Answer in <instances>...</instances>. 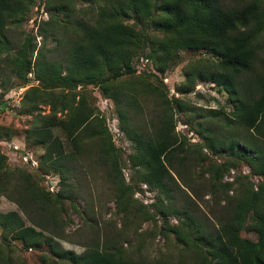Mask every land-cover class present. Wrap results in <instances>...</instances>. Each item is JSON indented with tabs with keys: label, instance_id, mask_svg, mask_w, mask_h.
Listing matches in <instances>:
<instances>
[{
	"label": "trees",
	"instance_id": "obj_1",
	"mask_svg": "<svg viewBox=\"0 0 264 264\" xmlns=\"http://www.w3.org/2000/svg\"><path fill=\"white\" fill-rule=\"evenodd\" d=\"M37 2L0 0V96L15 80L28 82V75L38 80L39 85L25 91L21 114L35 113L27 140L34 139L44 147L41 163L58 172L62 188L51 194L29 173L11 172L0 196L12 199L31 225H25L21 216L10 210L0 213L3 233L33 247L44 242L48 254L43 264H264V0H43L48 17L38 22L36 35L14 41L10 31L27 23ZM37 36L42 38L39 48ZM51 42L55 45L49 48L47 43ZM144 44H151V50L138 57L136 53ZM196 50H207L217 57L216 62L198 68L195 77L219 86L231 98L234 109L220 123L223 130L230 127L233 131L219 137V131L199 122L197 132L203 141L193 146L175 133L172 105L158 121L154 117L145 126L131 123L128 111L139 107L140 93L133 78L164 74L178 61L180 52ZM47 53L57 55L49 58ZM142 58L153 63V68L138 72L135 64ZM123 77L131 81L119 84ZM79 86L97 87L115 102L120 128L132 146L127 158L133 169L131 179L158 197L147 207L141 204V215L145 222H152L153 233L172 238L179 252L175 261L141 259L110 246L107 240L93 241L77 255L63 250L55 240L66 238L65 228L71 221L64 203L69 200L73 210L79 211L70 194L71 183L66 184L70 174L65 163L75 159V153L66 152L54 128L73 143L77 154L91 146L97 152L94 154L110 165L121 218L132 212L138 215L141 209L133 211L135 206L127 204L134 186L127 185L122 176L121 165L126 162L115 149L103 119L76 90ZM174 101L179 110L185 108L180 99ZM39 104H46L48 113H37ZM64 111L67 119L57 118ZM199 116L196 114V120ZM217 157L222 159L220 163ZM3 159L6 155L0 152V175H5ZM242 166L250 173L223 181L232 169ZM198 176L208 184H196ZM198 189L224 203L220 215H213L217 223L194 211L195 200L188 191L200 196ZM170 216L176 224L170 223ZM243 231L254 234L255 240L244 238ZM0 264L27 262L12 243L0 242Z\"/></svg>",
	"mask_w": 264,
	"mask_h": 264
},
{
	"label": "rangeland",
	"instance_id": "obj_2",
	"mask_svg": "<svg viewBox=\"0 0 264 264\" xmlns=\"http://www.w3.org/2000/svg\"><path fill=\"white\" fill-rule=\"evenodd\" d=\"M42 1L40 4V0H38L36 6L32 8L29 20L23 27L12 28L10 32L13 35L14 41L20 42L24 40L27 34L36 35L38 22L48 17L44 11ZM226 2L235 3L236 0H226ZM41 40V36H37V40H35L37 48H39ZM54 45L55 43L53 42L47 43L49 48H52ZM150 47L151 44H144L136 55L138 57L146 56L151 50ZM47 55L49 58H54L57 53H47ZM35 57L36 51L33 58L35 59ZM216 61L217 57L207 50L183 51L180 52L178 61L169 67L164 74L156 77L135 76L133 79L137 81V88L140 91L138 93L139 107L135 109L131 108L128 111L131 123L137 126H145L148 125V121H154V117H157L158 121L159 117L163 116L164 109L172 105L174 130L180 139H182V136L186 137L188 143L193 146L196 143H201L203 138L197 132L199 128L197 123L199 122L204 126H208V128L214 129L217 132L219 131L221 134L219 137H227L229 131L233 130H230V127L223 130L220 120L224 122V116L228 117L231 115L230 111L234 109L231 98L219 86L202 78L195 77L198 68L208 62ZM149 64L150 67H153V63L151 64L150 62ZM130 81L131 79L128 77H123L119 80V84L125 85ZM23 84L15 80L14 86L2 97L0 96V103L3 102L0 105V152L6 155V160L3 159L4 163L2 164V171H4L5 175H0V189L5 182H8L12 178L11 172L23 170L29 173L46 192L55 194L62 188L59 183L60 176L58 172L55 169H49L46 162L43 161L41 163L40 155L44 152V147L34 141V139L27 140L28 136H30L28 130L32 128L35 113L31 116L21 114L25 91L30 87L39 85V83L32 75H28V82H25V86L16 91L15 87ZM76 90L87 98L88 106L94 110V113H97L96 116H100L103 119L105 127L111 132V140L115 149L118 150V154L126 162L125 165H121V173L125 183L129 186H134V191L131 193L132 197L128 198L127 204L130 203L131 207L135 206L134 208L132 207L134 211L136 207H141V204L147 207L157 202L158 197L155 191H149L144 184L131 179L133 169L131 170L128 166L129 162L127 158L131 153L132 146L120 128L115 102L103 95L97 87L87 86L81 89L79 86ZM55 94L61 95L59 92H55ZM175 98L180 99L184 103L185 108L183 110L178 109L176 101H174ZM167 99L169 103L165 102ZM39 105L41 110H38L37 113H48L49 108L46 104ZM209 112H219L221 114L211 115ZM196 114L200 115L197 120L195 118ZM67 115V111L63 113L59 112L57 118L67 119ZM157 121L156 124H158ZM52 130L65 144L67 148L66 152H74L76 157L65 163L69 168L68 174H70L66 179V184L71 183L69 186L71 189L70 194L74 196V203L79 213L77 214L73 210V206L69 204V200L64 203L67 209V216L70 217L71 221L65 228L64 236L66 238L64 240L55 239L60 247L63 250H73L79 255L93 241L98 240L97 242H103L107 240L110 246L122 248L130 255L139 256L141 259L151 261L167 258L175 261L179 256V252L172 238H161L156 232L153 233L154 227L152 226V222H145L143 220L144 217L141 215L142 207L138 215H133L132 212L127 218H121V213L117 212L116 186L113 176H111L113 172L110 165L104 163L101 157L95 155L94 153L97 152L91 146L87 147L88 150L84 147L82 149L83 153L77 154L75 147L72 145L73 143L65 140V136L60 129L54 128ZM6 131H8V134ZM86 134H88V131L82 134V137ZM85 141L90 145L92 140ZM204 151L210 156V153L206 149ZM215 160L218 163L222 161L219 157ZM28 161L37 162V165L33 166ZM199 167V165H194L195 169H199ZM249 173L250 170L244 166L240 167V169H232L225 175L223 181H231L234 176ZM175 178L178 182L177 177ZM252 182L256 184L257 179L253 178ZM198 183L208 184L207 180H204L200 176L197 178L196 184ZM203 189L207 190V188ZM206 190L204 192L202 189H198L197 191L200 196H196L189 191L188 194L195 200L193 205L194 211L200 217L209 219L215 224L217 221L213 215L215 214L216 217L220 215L221 207L224 203L219 204L220 199L216 201L212 196L206 194ZM229 195L235 194L229 192ZM10 210L17 212L24 220L25 225H31V222L12 199L6 195L0 196V213ZM143 210L147 211L148 209L143 208ZM169 221L176 224L172 216L169 217ZM159 225L158 222L157 226ZM45 234H48V232H45ZM242 236L251 240H255L256 238L254 234L247 231H243ZM0 242L6 244L12 243L17 254L24 258L27 264H43V257L48 254V247L44 242L35 244L34 247L24 244L16 240L15 235L4 234L1 227Z\"/></svg>",
	"mask_w": 264,
	"mask_h": 264
},
{
	"label": "built area",
	"instance_id": "obj_3",
	"mask_svg": "<svg viewBox=\"0 0 264 264\" xmlns=\"http://www.w3.org/2000/svg\"><path fill=\"white\" fill-rule=\"evenodd\" d=\"M149 63H150V61L148 59L142 58L140 61H138L135 64L137 71L138 72H141V71H144V70L146 71L148 69H152L153 67H150L149 66L150 65ZM28 162H29V164L32 163L31 165H33V166L37 165V162L36 161H35L36 163L30 162V161H28Z\"/></svg>",
	"mask_w": 264,
	"mask_h": 264
},
{
	"label": "water",
	"instance_id": "obj_4",
	"mask_svg": "<svg viewBox=\"0 0 264 264\" xmlns=\"http://www.w3.org/2000/svg\"><path fill=\"white\" fill-rule=\"evenodd\" d=\"M22 86H25V83L23 85H21V86L15 87L16 91H18L19 88H22Z\"/></svg>",
	"mask_w": 264,
	"mask_h": 264
}]
</instances>
